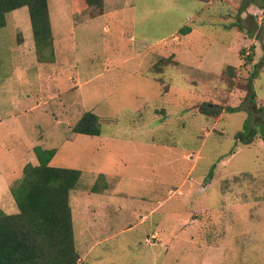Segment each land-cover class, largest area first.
I'll return each mask as SVG.
<instances>
[{
  "label": "rangeland",
  "instance_id": "obj_1",
  "mask_svg": "<svg viewBox=\"0 0 264 264\" xmlns=\"http://www.w3.org/2000/svg\"><path fill=\"white\" fill-rule=\"evenodd\" d=\"M209 2L106 0L89 18L48 0L54 62L38 60L28 7L7 13L6 212L18 210L10 186L38 163L34 147L56 148L51 165L82 172L70 204L77 249L94 247L88 263L264 264V25L253 14L264 0ZM86 111L100 134L68 141ZM249 116L256 133L245 143L237 133Z\"/></svg>",
  "mask_w": 264,
  "mask_h": 264
},
{
  "label": "trees",
  "instance_id": "obj_2",
  "mask_svg": "<svg viewBox=\"0 0 264 264\" xmlns=\"http://www.w3.org/2000/svg\"><path fill=\"white\" fill-rule=\"evenodd\" d=\"M71 3L74 11L85 12L89 18H97L105 12V0H71ZM23 6L29 9L38 60L54 62L48 0H0V27L6 25L7 13ZM191 30V26H185L179 32L187 34ZM262 49L264 51V43ZM249 59L253 60L251 56ZM256 75L254 71L252 77ZM247 85L251 91L250 98L255 100L256 91L252 83L249 81ZM260 111L264 112V107ZM203 113L216 115L218 110L208 106L203 108ZM256 123L264 138V115ZM255 133V124L249 116L237 137L249 143ZM80 134H100L99 116L93 111H86L81 116L67 140L74 141ZM34 151L39 163L26 164L22 178L11 186L19 212L8 214L0 208V264H79L70 193L82 172L51 165L56 148L36 146Z\"/></svg>",
  "mask_w": 264,
  "mask_h": 264
},
{
  "label": "crops",
  "instance_id": "obj_3",
  "mask_svg": "<svg viewBox=\"0 0 264 264\" xmlns=\"http://www.w3.org/2000/svg\"><path fill=\"white\" fill-rule=\"evenodd\" d=\"M214 0H211V2H209L208 4H211L212 2H213ZM207 4V5H208ZM105 9H106V0H105ZM106 12V11H105ZM104 12V13H105ZM102 16V15H101ZM100 17V16H99ZM51 24H52V21H51ZM191 31H193V27H192V30ZM202 35H203V37H208V35L207 34H205V33H202ZM36 146H41V145H36ZM35 146V147H36ZM34 147V148H35ZM42 147V146H41ZM37 157V156H36ZM37 161H38V159H37ZM38 163H39V161H38ZM37 163V164H38ZM32 164V163H31ZM36 165V164H35ZM11 187V186H10ZM15 200V199H14ZM14 201L9 197V196H7V194H5L4 192H3V190H0V204H1V206H3V207H5V208H7V209H10V210H15V206H14V203H13ZM15 203H16V201H15ZM17 205V204H16ZM0 206V208H2ZM17 208H18V205H17ZM3 209V208H2ZM4 210V209H3ZM5 211V210H4ZM6 212V211H5ZM19 212V208H18V210L16 211V212H13V213H9V212H6V213H8V214H15V213H18ZM75 232V231H74ZM74 238H75V243H76V237H75V233H74ZM99 242H101V240L99 241ZM99 244H101V243H99ZM76 245V244H75ZM77 248V247H76ZM93 248L94 247H91V248H89L88 250H86V252L84 253V254H82V253H80V251H79V253H80V260H79V264H81V263H84V264H90V263H88L87 261L89 260V257H90V255H91V252H92V250H93Z\"/></svg>",
  "mask_w": 264,
  "mask_h": 264
},
{
  "label": "built area",
  "instance_id": "obj_4",
  "mask_svg": "<svg viewBox=\"0 0 264 264\" xmlns=\"http://www.w3.org/2000/svg\"><path fill=\"white\" fill-rule=\"evenodd\" d=\"M257 22L260 25H264V7H257L256 10L253 12ZM146 241H150L149 238H146Z\"/></svg>",
  "mask_w": 264,
  "mask_h": 264
}]
</instances>
